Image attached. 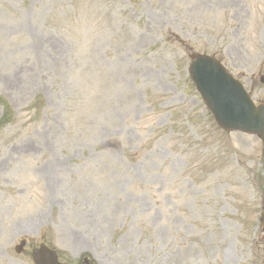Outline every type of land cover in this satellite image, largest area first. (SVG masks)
Instances as JSON below:
<instances>
[{"label":"rangeland","instance_id":"1","mask_svg":"<svg viewBox=\"0 0 264 264\" xmlns=\"http://www.w3.org/2000/svg\"><path fill=\"white\" fill-rule=\"evenodd\" d=\"M194 54L264 103V0H0V264H264V140Z\"/></svg>","mask_w":264,"mask_h":264},{"label":"water","instance_id":"2","mask_svg":"<svg viewBox=\"0 0 264 264\" xmlns=\"http://www.w3.org/2000/svg\"><path fill=\"white\" fill-rule=\"evenodd\" d=\"M190 73L221 128L264 138V104L256 106L243 86L219 62L196 56ZM261 82L264 84V77ZM261 221L264 226V213ZM24 246L22 242L16 251L21 253ZM32 258L35 264H59L57 254L44 245L33 251Z\"/></svg>","mask_w":264,"mask_h":264},{"label":"trees","instance_id":"3","mask_svg":"<svg viewBox=\"0 0 264 264\" xmlns=\"http://www.w3.org/2000/svg\"><path fill=\"white\" fill-rule=\"evenodd\" d=\"M0 102H2V100ZM4 105H5V114H4V116H3L2 120H1V124L7 123V120H10V118L12 117L11 108L6 103Z\"/></svg>","mask_w":264,"mask_h":264}]
</instances>
